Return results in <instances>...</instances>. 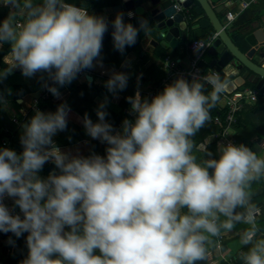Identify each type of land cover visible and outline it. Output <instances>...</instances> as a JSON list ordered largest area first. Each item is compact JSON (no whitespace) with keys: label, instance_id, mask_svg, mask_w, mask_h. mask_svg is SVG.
<instances>
[{"label":"clouds","instance_id":"obj_1","mask_svg":"<svg viewBox=\"0 0 264 264\" xmlns=\"http://www.w3.org/2000/svg\"><path fill=\"white\" fill-rule=\"evenodd\" d=\"M0 7L9 9L0 22V46L10 45L9 69L19 68L25 77L46 73L65 86L102 66L109 28L104 17L66 0H0ZM111 26L121 54L136 43L139 31L149 29L147 20L137 28L123 14ZM204 47L195 42L194 53ZM127 82V74L113 72L105 87L115 94ZM44 86L60 97L57 87ZM206 86L212 89L208 94ZM227 87L213 71L191 81L178 77L151 101L137 91L127 98L134 122L125 119L119 132L105 120L107 101L101 103L99 122L85 114L83 126L108 145L106 157L70 156L55 145L53 137L67 129L66 103L54 113L37 110L23 125L22 153L0 149V232L18 238L28 233L22 264H197L208 260L212 238L237 225L246 226L240 233V244L247 246L240 253L243 264H264V235L250 192L252 182L264 176V157L232 143L218 145L219 159L201 161L193 154L191 137L210 121ZM49 162L59 174L41 178ZM5 197L23 219L11 214Z\"/></svg>","mask_w":264,"mask_h":264},{"label":"crops","instance_id":"obj_2","mask_svg":"<svg viewBox=\"0 0 264 264\" xmlns=\"http://www.w3.org/2000/svg\"><path fill=\"white\" fill-rule=\"evenodd\" d=\"M39 2V0H37ZM257 0H251L249 2H244L243 0H233L230 3V6L226 9V11L223 14V17L225 18V13L227 11L234 12L237 15L239 12L244 11L249 7L250 4H255ZM117 5V4H115ZM114 7V6H113ZM113 7L105 8L106 14L110 17L113 15ZM264 5H261L259 10L262 12L260 19L257 21H260L264 19ZM134 13L132 11L127 12V16L130 17L128 14ZM17 15V22L22 23L23 22V13L18 11L16 12ZM132 15V16H133ZM131 16V17H132ZM235 17V18H236ZM235 20V19H234ZM112 22V20H110ZM255 21V22H257ZM234 22V21H233ZM233 22L229 25L228 28L232 27ZM253 22V23H255ZM232 37V36H231ZM103 47L101 50V65H97L92 69H88L82 72V75H78L76 79L72 81V83L76 86H81L86 81V77L89 76L92 78L91 83L93 86L97 87L99 89V94L97 97H94L92 99V102L100 105L101 103H104L105 101V108L113 113H118L120 111L119 108V102L122 99V95L118 93H112L109 92L108 89L105 87L106 81L111 77L113 72H128L129 77H133L137 84L145 89H138L137 91L140 92V94L143 91L149 92L152 87L155 84V81L151 79V77H146L143 75L142 71L138 72V75L132 76L134 72H136L134 66L137 64V56L136 53H130L125 58L124 62L121 64V66L118 69H114L110 66H107L103 63V58L107 50H110L112 52H119L114 48L113 45V38L112 35L109 38L108 36H105L103 38ZM155 41L154 38L145 37L144 38V44L143 48L144 51L142 56H145V54L148 56L147 65L155 64L156 66L160 64V61L158 57H156L153 54L154 47L153 41ZM162 48L166 51L167 57L177 59L183 63L188 62V57L186 54V48L179 46L176 50H171L167 46L161 45ZM2 46H0L1 50ZM141 55V54H140ZM166 58V57H165ZM128 62V65L125 66V62ZM2 62L7 66V70L11 67H13V62L11 59L10 51L7 55H5L2 58ZM8 71H11V74H8L10 76L9 84L10 86L7 89H4L1 91V95L3 98V102H1V105L4 109V111L8 114L10 117L9 120L17 117L19 118V124L15 125L16 131L14 133V139L20 143V137L23 134V125L27 123L25 121L26 116L28 114H32V116L35 114L36 111H32L33 102L35 99L38 98L41 91L45 88L44 83L48 79L41 81V73H37L33 77H25L21 70L19 68H12ZM225 77L229 78L228 76H232L233 71L230 68H226L224 71H222ZM36 85H40V87L34 91V87ZM68 88L67 85L63 86V88L59 91L60 97L56 98V101L67 103V101L70 98L71 90L68 88V91L65 89ZM247 89H251L250 87H247ZM254 90V89H253ZM136 91V92H137ZM135 92V94H136ZM15 95V97H13ZM135 96V95H134ZM19 100V101H18ZM221 100V99H220ZM255 103L247 102L244 105V108L242 112L240 113V127L237 128L236 126L232 129V133L235 138V134L238 135V138L242 140H248L250 146L249 149H251L254 152H257V150H264V147H261V145H264V109L253 112L251 109ZM218 106V103H217ZM55 105L54 103L48 102L46 105H44L42 112L49 113V112H55ZM219 108V106H218ZM25 114V115H23ZM30 120V119H29ZM28 120V121H29ZM98 121H95L93 123H97ZM13 123V122H12ZM67 123H71L76 125L80 128L81 134L83 136V139L74 145L70 146H58V148L64 152L69 154L70 156H83L88 157L92 155V153L96 152L98 153L102 146H104L105 143H101L99 140L92 139L90 136L86 134L85 128L83 126V120L80 116H78L75 112L69 111L68 117H67ZM113 126V129L115 132H119L122 130V123H118L117 125L111 124ZM216 126V125H215ZM8 129V128H7ZM262 129V130H261ZM261 130V131H260ZM61 132H58L54 137L53 140L56 144L57 138L60 136ZM194 141H199V144L196 147V150L200 152L203 156V159H209L211 157H216V159H219L220 153L218 152V145L222 144L220 140L218 139L217 132H212L211 129H209L206 125L202 127L195 136L192 137ZM236 139V138H235ZM253 144L257 146H253ZM11 149V148H9ZM15 151L16 153H19L18 149H11ZM211 153V157L207 155V153ZM261 157H264V153L260 155ZM52 167V170L47 172V168ZM55 171L57 174H59V170L55 168V165L51 162L46 163L43 167V169L38 173V175L41 178H47L48 175ZM264 177V176H262ZM261 179V178H260ZM254 185L251 186L250 190L254 191L253 194H256V197H259L256 200L257 205L256 208V216L260 214V211H264V190L263 187L260 184L259 179L252 182ZM9 200L14 204L13 200L9 198ZM221 234L224 235L223 242L221 244V249L218 250L214 247L213 250H209L208 260L207 264H222L224 263L223 260H229L232 259L240 252V243L237 240H234L229 236V232H222ZM262 235V234H261ZM8 236V235H7ZM6 244H3L2 239H0V256L3 255V252L5 254L7 253L8 248V241L5 240ZM12 249V248H10Z\"/></svg>","mask_w":264,"mask_h":264},{"label":"trees","instance_id":"obj_3","mask_svg":"<svg viewBox=\"0 0 264 264\" xmlns=\"http://www.w3.org/2000/svg\"><path fill=\"white\" fill-rule=\"evenodd\" d=\"M66 2L75 4L78 7L86 8L90 15L104 17L109 23L108 31L105 33L104 37L109 35V38H110L111 33L113 31L110 20L114 21L115 17L118 14H123L125 23H131L134 27H137V28H139V21L141 19H145L148 21V24H149V29L147 33L151 32V30L153 29V24L147 16L133 15L132 17H128L127 12H121L116 15L113 14L112 16L109 17L105 12V8L116 6L115 4H118L117 0H66ZM261 5H264V0H257L255 4H250L247 9H245L242 12H239V14L237 15V17L235 18L232 24V27L230 28V29H235V31L231 33V36L233 39L235 40L238 39L239 43L243 44V36L240 35L239 32L243 30L249 24L260 19L262 12L259 10V8ZM8 13H9L8 8L0 7V22H2L7 17ZM147 33L145 34L143 30L139 31L136 43L133 46L126 47L123 54H121L120 52L116 53V52L107 50L103 58V63L114 69H118L121 66V64L124 62L127 55L134 52L136 53L138 62L134 66L136 72H134L132 76L138 75V72L142 71L144 76L151 77V79L155 81V84L158 83L163 76V73L160 70V65L162 64L165 57H167L166 56L167 53L162 48V46L158 44L157 47L153 49V54L156 57H158L160 61L159 66L158 65L156 66L155 64L147 65L148 56L146 54L145 56L140 55L141 52L144 51L143 44H144V38L146 37ZM152 38L155 39V42H159V39L157 37H152ZM194 40L195 39L191 38L189 42H192ZM246 49L247 48L245 47L244 50ZM9 51H10V45L7 43L3 44L0 50V74L4 73L7 70V66L2 62V58L5 55H7ZM123 73L128 75V82H127V87L124 90L122 91L117 90L116 92L122 95V99L119 102L120 111L115 114L113 112L108 111L105 108V110L108 113V115L105 118L106 122L110 124H114V125H117L120 122L123 123L125 119H128L134 122L135 117L134 115L130 114L131 104L128 102L127 98L134 97L135 92L138 89H143L137 84L136 80L133 77H129L128 72H123ZM41 76H43V79H41V81L46 80V78H48L46 73L41 74ZM220 78L226 81H229L232 79L231 77L229 78L225 77L224 74H221ZM9 79H10V76L7 74L4 79L0 80V97H2L1 91H3L4 89H7L10 86ZM39 87L40 85H36L33 88L34 91H36ZM56 87L58 91H60L63 88V86H60L59 84ZM67 87L71 90L70 98L66 103L69 106L70 110L75 112L78 116H80L82 120L85 114H87V116L93 122L98 121L97 109L99 108V105L93 103L92 99L98 96L99 89L93 86L91 83H88L87 81H85L84 84L81 86H76L71 82L70 84L67 85ZM250 88L252 90L254 89V87H250ZM211 91L212 89L210 87L205 88V94H208ZM51 96L53 95L51 94ZM141 97L148 99V97L146 96V91H143L141 93ZM48 102L54 103V105L56 106L55 110H57V107L62 103V102L44 101V102L39 103V106H38L39 110H42L44 105H46V103ZM262 109H264L263 100L261 99V96L258 95V99L253 105L251 110L253 112H257ZM126 110H129V112L126 113L125 112ZM210 115H211V119L208 123H206V126L209 129H211L212 132L216 131L218 133L220 129L219 127L213 124V119L218 116L221 120H223L224 119V109H219L218 106L216 105L211 110ZM31 117H32V114L31 113L28 114L26 116L25 121L28 122V120L31 119ZM9 119L10 117L4 111L1 105V102H0V149H2L1 139L6 137L9 141V148L18 149L19 153L17 154H20L23 151V146L21 144H18V142L14 139V133L17 127ZM240 123L241 122L239 118L236 124L237 128L240 127ZM235 138H236L235 140L238 145L243 144L249 148L250 144L248 143L249 142L248 140H242L238 138V135L236 134H235ZM82 139H83V136L81 134L80 128L74 124L67 123V129L65 131H62L60 136L56 140V144H57L56 146L58 147V146L74 145L75 143L81 141ZM191 139L194 144L193 154L197 157L198 160H201V161L204 160L202 154L196 150V147L199 144V141H194L192 137ZM103 150L104 148L101 147L99 152H102ZM92 154H97V153L94 152ZM211 158L216 159V157H211ZM209 172L211 174L212 170L209 169ZM259 181L264 190V177H261ZM253 185L254 184L252 183L251 186ZM250 192H251V202L254 206H256L257 205L256 200L259 197H256L257 195L253 194L254 191L250 190ZM184 211H187V210L185 209ZM257 220L261 228L260 234L264 235V211H260V214L257 215ZM245 227H246L245 225H237L231 232H229V236H231L232 239L237 240L240 243V233L244 230ZM65 230L67 231L68 229L66 228ZM222 232L224 231L222 230ZM27 235L28 233H24L22 234L21 237L18 238L11 232H8V236H5V233L0 232V239L7 240L8 248H12V251L9 254L7 253L5 254V252H3V255L0 256V264H22L24 259L27 258L28 251H29L26 245ZM212 239L214 243L209 246V250H213L217 242V237H214ZM9 240L13 241L14 243H9ZM246 251H247V246H242L240 244V252L233 258V264H243V260L240 259V253L246 252ZM96 254L97 255L100 254L98 250ZM197 264H207V261L206 262L199 261L197 262ZM222 264H226V263L222 262Z\"/></svg>","mask_w":264,"mask_h":264},{"label":"water","instance_id":"obj_4","mask_svg":"<svg viewBox=\"0 0 264 264\" xmlns=\"http://www.w3.org/2000/svg\"><path fill=\"white\" fill-rule=\"evenodd\" d=\"M117 1L118 4L112 10L113 14L132 11L136 16H147L151 20L153 29L146 37L159 39V42L152 40L154 47L160 44L176 50L179 46L185 47L191 38L203 39L216 33V39L205 56L198 61L197 66L202 70L214 69L220 73L230 68L233 74L228 77L232 79L228 81L225 92L231 94L237 90L243 91L247 87H254L261 96L264 106V19L249 24L239 32L243 36L242 44L238 39L231 37L235 29L228 28L223 17L233 0ZM176 3L190 10L191 21L184 19L182 13L175 12L173 6ZM7 73L11 74V71ZM86 81L91 82L92 78L87 76ZM218 106L219 109H223L225 100L221 99ZM51 170L52 167L47 168V172ZM7 235L8 233H5V236Z\"/></svg>","mask_w":264,"mask_h":264},{"label":"built area","instance_id":"obj_5","mask_svg":"<svg viewBox=\"0 0 264 264\" xmlns=\"http://www.w3.org/2000/svg\"><path fill=\"white\" fill-rule=\"evenodd\" d=\"M173 8L175 9V12H180L184 15V19L191 21L192 16L189 9L183 8L180 4L176 3L174 4ZM236 17V14L231 11H227L225 13V19H226V26L229 27V25L234 21ZM20 23V22H17ZM217 34L214 33L207 38L203 39H195L192 42H188L185 46L186 54L188 57V62L183 63L177 59L166 57L162 64L160 65V70L163 73V76L161 80L154 84L152 89L146 93V96L151 101V99L161 93L164 89V87L168 84H171L175 79L178 77H183L189 81H191L194 77L204 76L207 75L213 71L217 72L216 70L212 69H206L202 70L197 66L198 61H200L206 54L207 50L211 46L212 42L216 39ZM197 41H203L204 42V49L199 53H194V45ZM219 76H221L222 73L217 72ZM82 75V72L79 74ZM48 84L50 86L56 87L58 84L51 81L50 79H47L44 83ZM210 87L211 86H206ZM68 91V88L65 89ZM258 92L256 90L252 89H244L243 91H235L231 94H227L226 92L222 93L220 96V99L225 100V106H224V119L221 120L218 116L213 119V124L219 127V132L217 133L218 139L223 145H227L228 143H232L236 146H239L234 138V135L232 133V129L236 126L237 121L239 119L240 113L242 112L244 105L247 102L255 103L258 99ZM44 101H52V102H58L56 101L54 96H51V93L47 90L45 87L37 99L34 100L32 111L39 110L38 106L39 103ZM131 109V106H130ZM126 113L129 112V110L125 111ZM25 115V114H23ZM13 124L18 125L19 124V118L15 117L12 119ZM108 145L105 143L104 150L102 152H98L96 155H100L102 157H106V147ZM1 147L2 148H8L9 149V141L6 137L1 139ZM3 203L10 209L11 214L13 215H19L21 219H23V213L19 209L18 206H15L9 198L5 197ZM258 213V212H256ZM224 235L220 234L219 237H217V242L215 244V248L220 250L221 244L223 242ZM12 249H7V254L11 253ZM226 264H233V260H223Z\"/></svg>","mask_w":264,"mask_h":264},{"label":"rangeland","instance_id":"obj_6","mask_svg":"<svg viewBox=\"0 0 264 264\" xmlns=\"http://www.w3.org/2000/svg\"><path fill=\"white\" fill-rule=\"evenodd\" d=\"M253 146H256V144H255V145L253 144ZM256 148H257V146H256ZM263 153H264V150H259V151L257 150V154H258L259 156H260L261 154H263ZM2 241H3V242H2L3 244H6V243H5V242H6L5 240H2Z\"/></svg>","mask_w":264,"mask_h":264}]
</instances>
